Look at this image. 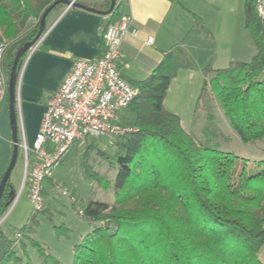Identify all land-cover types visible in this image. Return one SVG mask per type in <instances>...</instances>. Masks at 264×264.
Listing matches in <instances>:
<instances>
[{
    "label": "trees",
    "instance_id": "obj_1",
    "mask_svg": "<svg viewBox=\"0 0 264 264\" xmlns=\"http://www.w3.org/2000/svg\"><path fill=\"white\" fill-rule=\"evenodd\" d=\"M54 1L0 0L8 75L16 51L36 35L42 12ZM243 10L255 53L248 62L206 66L199 98L210 91L231 128L244 142H255L264 138V16L257 15L254 0H245ZM114 12L105 24L115 20ZM183 53L181 42L175 44L146 78L130 82L137 89L126 108L132 118L124 125L130 128L116 135L113 154L100 152L117 164L114 201L87 200L79 207L93 229L74 245L72 264H263L258 253L264 244V160L247 171L241 158L237 170L235 154L201 143L165 108L171 79L190 65L181 60ZM87 157L83 152L87 175L102 181ZM14 193L9 177L0 213ZM8 243L0 264L17 258ZM38 249L42 264H64Z\"/></svg>",
    "mask_w": 264,
    "mask_h": 264
},
{
    "label": "rangeland",
    "instance_id": "obj_2",
    "mask_svg": "<svg viewBox=\"0 0 264 264\" xmlns=\"http://www.w3.org/2000/svg\"><path fill=\"white\" fill-rule=\"evenodd\" d=\"M244 1L221 0L213 6L202 2L198 4L197 10L204 16L193 17V34L188 40L195 39L193 43L184 45L181 59L190 65L176 71L163 103L168 111L179 116L184 130L198 141L235 154L240 160L236 164L237 170L241 167V158L246 159V170L253 171L256 169L255 162L264 160V138L244 142L231 128L210 91H205L199 98L206 66L215 69L248 62L255 53L251 36L244 28ZM52 16L50 12L47 24ZM33 22V19L29 20V24ZM211 75L207 74L206 78ZM128 110L121 113L124 116L123 124L119 126L121 132L88 137L83 143H74L51 167L49 176L41 182L40 210H34L29 199L28 181L22 177L24 163L18 175L16 170L12 171L15 193L7 210L0 213V232L11 243L17 258L8 260L6 264H42L38 247L62 263L72 264L74 245L93 229V224L78 213V208L87 200L114 201L113 182L117 164L100 152L113 154L116 135L130 128L128 124L124 125L132 118ZM28 147L31 150L33 143ZM85 151L91 172L102 176V181L87 175L82 164V153ZM32 154L28 152L29 160ZM17 232L21 233L20 237H17ZM258 257L264 264V244Z\"/></svg>",
    "mask_w": 264,
    "mask_h": 264
},
{
    "label": "crops",
    "instance_id": "obj_3",
    "mask_svg": "<svg viewBox=\"0 0 264 264\" xmlns=\"http://www.w3.org/2000/svg\"><path fill=\"white\" fill-rule=\"evenodd\" d=\"M77 1L99 10L107 9L110 4V0ZM201 2L212 5L221 0H116L114 19L130 15L138 30L136 35L125 34L117 60L120 73L129 83L146 78L153 65L162 59L164 51L175 44L181 42L184 48L194 42L195 38L189 41L188 37L193 34V17L202 16L197 10ZM50 12L53 16L47 24L48 14L45 32L25 57L18 75L15 110L19 150L13 168L16 175L22 170V163L25 172L21 145L25 141L27 146H32L50 96L74 60L92 59L100 53L103 26L108 20V15L73 6L64 5ZM12 148L7 99L0 105V176L10 162ZM29 151L33 153L32 149ZM20 153L21 161L18 162ZM34 160V153L31 160L28 155L29 167ZM10 182L15 192L11 175Z\"/></svg>",
    "mask_w": 264,
    "mask_h": 264
},
{
    "label": "built area",
    "instance_id": "obj_4",
    "mask_svg": "<svg viewBox=\"0 0 264 264\" xmlns=\"http://www.w3.org/2000/svg\"><path fill=\"white\" fill-rule=\"evenodd\" d=\"M254 4L257 15L264 16V0H254ZM128 32L136 35L138 30L132 17L123 15L103 26L101 51L96 57L74 60L46 104L33 141L35 160L30 167V149L25 141L21 145L25 158L23 179L28 181L34 210L42 208L41 182L74 143L122 131L117 121L137 94V89L122 76L117 65L120 45ZM6 47V42L0 43V105L8 99V74L4 66ZM78 213L82 214L81 208ZM20 235L17 232V237Z\"/></svg>",
    "mask_w": 264,
    "mask_h": 264
},
{
    "label": "water",
    "instance_id": "obj_5",
    "mask_svg": "<svg viewBox=\"0 0 264 264\" xmlns=\"http://www.w3.org/2000/svg\"><path fill=\"white\" fill-rule=\"evenodd\" d=\"M58 3H61L65 5L66 7L68 6L79 7V8H83L85 10L99 13L102 15H109L110 13L113 12L115 8L116 0H110V4L108 8L105 10H99L97 8L88 6L76 0H55L49 6H47L42 12L40 16V20H39V28H38L36 35L31 40L25 42L16 51L13 62H12V66H11V69L8 75V109H9L11 139L13 143V148H12L10 162L0 177V199L3 195L4 189L11 175V172L15 166L17 156H18V150H19V140L17 136V119H16V110H15L16 97H17V80H18L19 60L27 53L28 50L32 49L37 44V42L39 41V39L45 32L46 18L48 14L53 9V7ZM8 248H9V243L6 242L3 238H1L0 239V258L2 257V255Z\"/></svg>",
    "mask_w": 264,
    "mask_h": 264
}]
</instances>
